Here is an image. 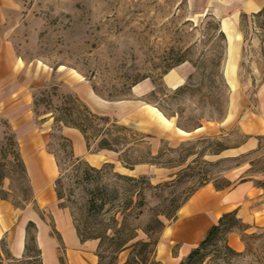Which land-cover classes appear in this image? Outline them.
<instances>
[{
    "label": "rangeland",
    "instance_id": "rangeland-1",
    "mask_svg": "<svg viewBox=\"0 0 264 264\" xmlns=\"http://www.w3.org/2000/svg\"><path fill=\"white\" fill-rule=\"evenodd\" d=\"M227 3L225 0H0V6H3L0 46L4 41L12 45L15 56L25 68L23 71L26 74L0 79V160L2 164L6 163L5 172L9 176L3 183L4 188L18 193L19 198L15 197L14 202L22 204L25 199L22 190L28 183L20 181L14 175L11 167L12 157L10 155L2 157L1 148L4 146L5 137L14 134L20 155L25 165L26 162L29 163L33 172L38 163L39 148L42 146L47 153L51 135L64 136L63 122L83 123L85 108L126 126V143L133 147L131 154L134 157H140L149 149L152 155L162 151L160 162L173 160L175 163L179 160L180 154L169 153L167 148L176 149L181 144L189 142L196 151H200L208 146L204 139L222 135L223 138L220 140L226 146L236 148L216 156L205 155L204 160L215 162L221 158L244 155L240 160L242 166L224 173L233 185L225 190L243 182H251L254 185L253 181H258L264 186V139L260 151L256 152L258 146L252 151L246 148L244 149L247 151L236 150L249 137L256 139L258 137L248 136L249 126L245 127L244 123L250 124L259 115L264 116V111L258 108V90L264 85V49L257 41L264 40L262 30L258 28V25L264 22V14L251 19L252 33L247 31L245 18L241 17L240 28L243 29L245 39L240 60L232 64L238 84V88H235L238 99L233 119L225 125H222L224 120L219 123L211 119L217 118L221 112L225 119L230 94L234 90V86H230L226 77L231 63L228 61L226 37L220 36L222 30L219 16L231 15L240 6L237 0ZM178 71L186 75L179 86L186 85L188 77L193 75L191 91L179 99H166L162 94L151 99L147 97L154 89L152 82L161 84L166 90L164 94L170 96L177 87H170L167 77ZM144 80L152 85L151 91L139 99H134L131 95L132 87ZM23 85H28L26 93L21 91ZM10 86L13 89L19 86L20 93L12 96L10 94L12 89H6ZM10 98L15 101L13 105H9L11 110L14 109L12 111L9 107L8 110L5 109L6 105L2 104L4 99L6 101ZM24 98L29 104L24 103ZM124 100L138 101L131 104L132 106L148 104L164 119L156 113H151L150 109L143 108L146 110L141 113L144 120L135 121L126 116L124 123L116 117L115 111L106 107L107 104L113 106L114 103ZM159 109L166 115L178 112L182 124H186L191 132L178 129L176 118L165 117ZM10 114H13L14 118H10ZM165 120L169 121L170 125ZM196 124L202 127L191 130ZM93 126L99 129L110 124L106 126L95 122ZM177 129L185 134L179 133ZM98 140L99 137L90 139L92 149H96ZM49 149L57 153L60 163L59 171L55 158L50 154L56 173L53 180L44 182L43 187L45 190H51L52 199L49 201L46 198L41 201L36 198L27 172L35 201L20 209L15 208L10 201L0 200V240L4 239L12 257L21 261L25 227L32 221L36 227L34 230L36 245L39 248L40 240L48 246L53 264H98V240L85 245L87 249L80 250L81 253L73 259L66 256L67 247L58 220L62 216V211L66 212L72 226L73 219L68 208H58L54 182L59 176L60 186L66 197L64 201L68 199L72 203L77 219L80 216L84 218L77 208L85 203L87 195L82 186L75 185L74 182L79 176L72 167V161L64 160L62 157L58 142L54 141ZM101 151H98L99 156L107 159L104 164L113 166L101 174V183L114 182L112 171L126 175L125 168L118 161L117 153ZM192 159L193 157L187 163ZM81 164L94 166L84 160H81ZM104 164L97 169L102 168ZM232 165L234 163H226L223 168ZM185 166L159 168L144 165L135 173L126 176L134 178L146 176L155 186L175 181L176 175ZM218 171L219 168H215L212 172L217 175ZM194 186L195 181H186L175 188L167 187L156 192L145 190V206L137 210L141 213L140 217L131 216L128 222L132 226H144L152 216L153 208H163L164 199L173 195L176 204L179 205L187 191ZM258 188L264 191V188ZM262 197L264 203L263 195L252 193L249 197L251 204L248 205V210H253L256 202H259L256 200ZM185 204L178 209L176 219L179 210ZM113 214L119 221L121 220V215L113 208L102 216V221L107 222ZM164 223L166 227L172 222L164 220ZM51 224H54L61 240L52 234ZM245 224L250 228L243 234V239L250 246V252L238 259L236 264H264V219ZM79 227L87 234L102 232L101 229L92 232L90 226L84 228L83 224ZM20 236L23 245L21 249L17 247ZM144 238L145 236L138 232V239ZM91 246L96 248L90 250ZM106 246L105 244L102 249L104 259L101 264L112 262L123 264L126 261L127 251L113 255L105 251ZM175 248L176 246L173 251ZM40 252L43 262L42 249Z\"/></svg>",
    "mask_w": 264,
    "mask_h": 264
},
{
    "label": "trees",
    "instance_id": "trees-1",
    "mask_svg": "<svg viewBox=\"0 0 264 264\" xmlns=\"http://www.w3.org/2000/svg\"><path fill=\"white\" fill-rule=\"evenodd\" d=\"M263 14L264 9L261 10L255 17H260ZM258 28L262 30V39H264V22H261V24L258 25ZM220 36L224 37V34L220 32ZM209 79L212 81L210 77ZM192 80L193 75H190L188 77V83L177 87L168 97L167 93L164 94V91L166 90L161 84L152 82L154 89L147 95V97L151 99L156 97L158 94H162L166 99H179L184 96L186 92L193 89L191 86ZM155 107L159 108L156 105ZM159 110L169 119L176 118V127L178 129L185 132H191L188 130V126L186 124H182L178 112L166 115L163 110ZM223 116L224 115L221 112L217 118L211 119L221 123L224 120ZM84 119V122L81 124H72L69 122H63L62 124L65 127L76 129L81 133L85 140L88 152L96 153L101 150H107L117 153L118 161L125 169L133 170V168L137 165H152L159 168H173L176 166L186 165L176 175L175 181L165 184L153 186L150 179L146 176L134 178L114 171L111 172L114 182L101 183V174L106 172L107 168H113L112 164H104V166L100 169L81 164V159L74 156L72 144L69 139L62 135H51L48 143V152L55 158L58 170L60 171L58 155L49 149L54 141L58 142V148L64 160L72 161V167L79 176V179L74 182L75 185L82 186V190L87 195L85 203L81 207L77 208L84 218L80 216L77 219L75 217L72 203L68 199L64 201V198L66 197L62 192L60 178L58 176L54 182V191L58 201V208L69 209L73 219V226L80 243H84L89 240L99 241L98 264H101V261L104 259V252L102 249L105 244L107 245L105 247V251H108L113 255L120 254L125 251L128 252L127 259L123 264H160L155 260V252L159 238L165 229L164 220L170 222L175 221L178 209L205 185L212 184L214 189L217 191H223L230 186H233L232 182L224 176V173L238 168L243 164L240 160L244 157V155L221 158L215 162H209L203 159L205 155L216 156L226 150L236 148V146H226L222 140H220L223 138L222 135L212 139H204L208 143V146H206V148H202L200 151H196L189 142L181 144L176 149L167 148L169 153L178 152V154H180L179 160L175 163L173 160L160 162L162 151H159L157 155H152L149 149H147L140 157H134L133 154H131L133 152V147L128 146L126 143V126L117 124L115 119L110 121L108 117L96 115L86 108ZM95 122L103 123L106 126L110 124V126H103V128L98 129L93 126ZM201 127L202 126L200 124H196L191 130ZM221 132L223 131L221 130ZM96 137H99L97 147L96 149H92L90 147V139ZM263 139L264 136L257 137L258 148L256 149V152L260 151ZM1 149V155L3 158H6V155H10L12 157L11 167L13 168L14 175L20 181L27 182L28 185L22 190V193L25 194V199L22 204L14 202L15 197L19 198L17 196L18 193L11 189L4 188L3 183L7 178H9V176H7L5 172L6 163L2 164L0 160V200L10 201L15 208L23 209L27 204L34 203L35 200L29 183L27 170L20 155L19 146L14 134H9L5 137L4 146ZM192 157L193 159L187 163V161ZM226 163H234V165L223 168V165ZM250 165L252 164L250 163ZM215 168H219L217 175L212 172ZM186 181H195L196 186L187 191V194L181 204L177 205L176 199L172 195L163 200L165 205L162 209L153 208V214L144 226H132V224L128 222V218L131 216L134 218L140 217L141 213L137 212V210L145 206V190L156 192L167 187L175 188L182 185ZM253 183L257 187L264 188L262 182L253 181ZM87 187L89 188L87 189ZM113 208H116V212L121 215V220L119 221L116 215L113 214L107 222L102 221V216ZM39 217L43 220L41 215H39ZM80 224H83L84 228L90 226L92 232L97 231L98 229H101L102 232L99 234H87L85 230L82 231L80 229ZM50 228L52 234L56 235L57 239L61 240L59 233L55 230L54 224H51ZM249 228L250 227L248 225L237 217L236 211L222 214L217 223L206 231L203 239L198 243V245L191 249L187 256H185L178 264H236L238 259L244 257V255L249 254L250 252V246H248L243 239V234ZM34 230H36L35 224L29 221L25 227L24 252L21 261L12 257L7 242L4 239H1L0 264H4L5 262L42 264L41 252L36 245ZM138 232H141L145 238L138 239ZM231 233H237L240 237H242L240 239L245 247L243 253L235 252L228 245L227 239L228 235ZM112 264L117 263L112 262Z\"/></svg>",
    "mask_w": 264,
    "mask_h": 264
},
{
    "label": "crops",
    "instance_id": "crops-1",
    "mask_svg": "<svg viewBox=\"0 0 264 264\" xmlns=\"http://www.w3.org/2000/svg\"><path fill=\"white\" fill-rule=\"evenodd\" d=\"M225 1H228V3L232 2V0ZM237 1L240 6L237 11L231 13V15L228 14L225 17L223 16V14H220L219 16L220 27L227 40L228 61H230L231 63L228 67V75L226 77L230 86H234V90H232L230 94L228 111L226 113V117L222 125L229 123L233 119L234 110L238 99V94L235 89L238 88V84L236 82L237 77L236 74L233 73V65L234 62L239 61L242 56V45L245 39L243 29L240 28L241 17L245 18V28L247 29V31H249V33H252L253 28L251 19H254L255 16L261 10L264 9V0ZM2 7L3 6L1 5L0 25H2L3 23L1 14L3 10ZM257 41L259 44H261V47L264 49V40L259 41L258 39ZM24 69L25 68H23V65L20 64V61L15 56V52L12 45L9 42L4 41V43H2V45L0 46V79L2 80L8 76L12 77L13 75H16L17 77L26 75L25 71H23ZM185 77L186 75L182 74L179 71L171 73L167 77L168 85L172 88H176L183 83ZM24 85L26 84L24 83ZM24 85L22 86L21 91L26 93L28 91V85ZM6 89H12L10 90V94L12 96L20 93L19 86L14 89L10 86V88ZM151 89L152 85L149 83V81L144 80L137 83L136 86L132 87L131 95L134 99H139L142 96L146 95L148 92H150ZM258 95V108L260 109V111H264V85L259 87ZM13 100V98L6 99V101L5 99L3 100L4 102H2V104L4 103V105H6L5 109L8 110L9 105H13L15 103V101ZM24 103L29 104V102H26L25 98ZM136 103H138V101L124 100L114 103L113 106H110L111 104H107L108 106L106 107L107 109L115 111L116 117H118L124 123H126V116H129L128 118H131L135 121L144 120V116L141 113L146 110H143V108H148L150 109L151 113H156L157 115L162 117V115L154 107L148 104L132 106ZM9 108L10 111L14 110H11V107ZM126 110H128L127 115ZM10 118H14V115L10 114ZM263 118V115H259L255 120H252L250 124H248L247 122L244 123L245 127L249 126V129L247 130V133L249 134L248 136L256 135L257 137L264 135ZM165 121L168 124L170 123L167 120ZM177 131L181 134H185L184 132L178 129ZM62 133L71 141L75 157L84 160L87 163H91V165H94L92 167L95 168L100 167L107 161L106 158H102L101 156H99L100 152H88L85 140L78 130L64 127ZM257 146L258 140L254 137H249L246 142L236 150L252 151L255 150ZM42 148L43 147L41 146V148H39L38 150V163H36V168L33 170V172H31L30 170L29 163L26 162L25 167L28 174L30 175L32 187L36 192V198L40 199L41 201L47 198V200L50 201L52 199L51 190H45L43 185L45 181L47 182L49 180H53L56 172L54 169L52 156L48 152L46 153L45 150H43ZM244 148H246L247 150H245ZM101 152L109 151L102 150ZM143 166L144 165L135 166L134 170L125 169L126 175H131L132 173H135V171L139 167ZM252 193H257L258 196H264V191L258 187H255L251 182L238 183L231 189L225 191H216L211 184L205 185L204 187L200 188L179 210L178 218L170 225H166L156 246L155 260L160 264H178L185 256H187L191 249L195 248L198 245V243L203 239L206 231L211 226L215 225L220 216L224 213L236 211L237 217L241 219L244 223H251L257 221L258 219L263 220V197L260 200H256L259 202H256L253 210H248V205L251 204V202L249 201V197ZM61 215L62 216H60L58 222L62 238L67 247L66 256L68 258L73 259L76 255L81 253L80 250L87 249L85 248V245H87L88 243H94L95 241L91 240L86 241L84 243H80L76 235V231L70 223L69 217L67 216L66 212L64 211L63 213L62 211ZM227 241L228 245L235 252H244V244L237 233L229 234ZM38 243L40 245L39 248L43 251L42 263L53 264V260L51 257L52 254L48 246L40 242V240L38 241ZM175 246L176 248L173 251V248ZM95 248L96 246H91L90 250H94Z\"/></svg>",
    "mask_w": 264,
    "mask_h": 264
},
{
    "label": "bare ground",
    "instance_id": "bare-ground-1",
    "mask_svg": "<svg viewBox=\"0 0 264 264\" xmlns=\"http://www.w3.org/2000/svg\"><path fill=\"white\" fill-rule=\"evenodd\" d=\"M17 247H18L19 249H21V247H22V237H21V236L18 238V241H17Z\"/></svg>",
    "mask_w": 264,
    "mask_h": 264
},
{
    "label": "water",
    "instance_id": "water-1",
    "mask_svg": "<svg viewBox=\"0 0 264 264\" xmlns=\"http://www.w3.org/2000/svg\"><path fill=\"white\" fill-rule=\"evenodd\" d=\"M32 222V221H31Z\"/></svg>",
    "mask_w": 264,
    "mask_h": 264
}]
</instances>
